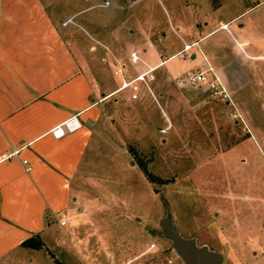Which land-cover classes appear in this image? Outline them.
<instances>
[{
  "label": "rangeland",
  "instance_id": "1",
  "mask_svg": "<svg viewBox=\"0 0 264 264\" xmlns=\"http://www.w3.org/2000/svg\"><path fill=\"white\" fill-rule=\"evenodd\" d=\"M118 1L122 7L115 9L113 23L121 22L118 55L126 68L133 49L142 61L157 62L169 52L163 44L181 46L177 34L194 40L203 30L226 28V20L233 29H247L249 19L264 14V0ZM106 10L94 6L87 12ZM221 34L218 30L204 44ZM257 43L264 49V39ZM233 45L225 37L218 46L240 60L232 61L236 88L225 86L228 96L204 85H176L173 77L198 62L178 52L155 66L158 103L142 97L114 103L112 125L94 158L107 171V185L94 195L102 218L88 226L82 221L62 226L53 264H184L161 233L158 220L166 215L179 234L219 252V264H264V59L250 61ZM196 52L195 60L201 56ZM226 68L228 80L234 68Z\"/></svg>",
  "mask_w": 264,
  "mask_h": 264
},
{
  "label": "crops",
  "instance_id": "2",
  "mask_svg": "<svg viewBox=\"0 0 264 264\" xmlns=\"http://www.w3.org/2000/svg\"><path fill=\"white\" fill-rule=\"evenodd\" d=\"M103 1L0 0V153L21 147L18 156L0 161V264H53L51 252L62 241V226L81 221L88 226L102 218L94 195L107 185V171L94 158L101 155L100 140L112 125L108 116L114 103L132 101L122 92L105 96L118 84L112 70L125 63L118 55L121 22L113 23L115 9L122 6L118 0ZM94 6L110 11L87 12ZM66 18L71 21L62 24ZM228 21L227 29L203 30L194 40L177 34L179 48L163 44L169 52L161 53L159 61L143 60L139 66L125 67L127 75L134 69L159 65L181 49L179 57L198 61L190 70L203 68L205 62L212 64L233 91L237 64L232 61L240 60L218 46L226 37L233 42V50L249 54L250 61L264 59V49L257 43L264 39V14L249 19L247 29L244 25L233 29ZM218 30L223 34L212 37L209 46L204 44ZM192 42L183 49L184 43ZM146 46L152 47L151 40L146 39ZM196 50L201 56L195 60ZM101 56L106 60L100 61ZM228 65L234 69L226 80ZM164 77L172 79L167 74ZM142 100L150 98L143 95ZM74 112H79L80 127L52 136L49 129ZM95 165L96 172L91 170ZM29 237L39 244L23 243ZM260 255L264 257L262 250Z\"/></svg>",
  "mask_w": 264,
  "mask_h": 264
},
{
  "label": "built area",
  "instance_id": "3",
  "mask_svg": "<svg viewBox=\"0 0 264 264\" xmlns=\"http://www.w3.org/2000/svg\"><path fill=\"white\" fill-rule=\"evenodd\" d=\"M103 4H108L107 0L103 1ZM71 21L70 18H66L62 21V24ZM226 25V24H223ZM222 26V25H221ZM192 43H184L183 49L189 48ZM179 55H183L180 53ZM100 61H105V57L101 56ZM142 60L138 56L135 50H131L128 53V63L131 67H134L138 62ZM156 65L146 66L144 69L138 71L134 70V72L130 75H127L125 67L123 64H118L116 68L112 70V74L118 77V84L113 89L112 92L107 93L105 96H108L112 93H125L126 98L130 100L139 99L143 95L149 97L154 102L158 103V96L155 93L154 89V69ZM130 68V67H129ZM175 83L178 86H205L208 90L212 91L213 93L226 95L228 96V92L223 85L222 81L220 80L217 73L212 69V67L205 62V66L203 68H196L195 70H190L182 73L179 76L175 77ZM80 119H79V112H74L67 116L66 118L62 119L55 125H53L49 132L54 137H60L65 133L72 132L80 127ZM21 147L11 148L8 151H4L0 153V161L6 160L14 156H18ZM22 161L25 162L26 159L22 158ZM64 220L61 219L59 223H63Z\"/></svg>",
  "mask_w": 264,
  "mask_h": 264
},
{
  "label": "water",
  "instance_id": "4",
  "mask_svg": "<svg viewBox=\"0 0 264 264\" xmlns=\"http://www.w3.org/2000/svg\"><path fill=\"white\" fill-rule=\"evenodd\" d=\"M161 233L170 240L171 246L184 264H219L221 254L205 245L198 246L193 238L184 237L178 233L174 224L166 215L158 220Z\"/></svg>",
  "mask_w": 264,
  "mask_h": 264
},
{
  "label": "trees",
  "instance_id": "5",
  "mask_svg": "<svg viewBox=\"0 0 264 264\" xmlns=\"http://www.w3.org/2000/svg\"><path fill=\"white\" fill-rule=\"evenodd\" d=\"M145 175L149 178V180H153V176L151 175V173L145 171ZM23 243L27 244V245H38L39 242L33 243V239L31 237H29L28 239L24 240ZM56 264H62L59 261H56Z\"/></svg>",
  "mask_w": 264,
  "mask_h": 264
}]
</instances>
